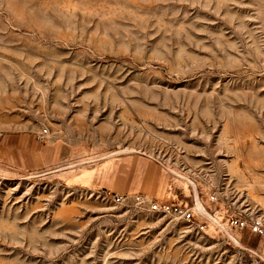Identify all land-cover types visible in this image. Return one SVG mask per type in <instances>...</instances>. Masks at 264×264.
<instances>
[{"label":"rangeland","instance_id":"374dc122","mask_svg":"<svg viewBox=\"0 0 264 264\" xmlns=\"http://www.w3.org/2000/svg\"><path fill=\"white\" fill-rule=\"evenodd\" d=\"M36 128L48 165L0 153V264H264L226 224L264 223V0H0V143Z\"/></svg>","mask_w":264,"mask_h":264},{"label":"crops","instance_id":"0c3cea01","mask_svg":"<svg viewBox=\"0 0 264 264\" xmlns=\"http://www.w3.org/2000/svg\"><path fill=\"white\" fill-rule=\"evenodd\" d=\"M40 129L21 131L3 139L0 143V153H9L12 162H19L25 170H37L50 163V140L46 143L38 139ZM48 137V136H47Z\"/></svg>","mask_w":264,"mask_h":264},{"label":"built area","instance_id":"2783aa9c","mask_svg":"<svg viewBox=\"0 0 264 264\" xmlns=\"http://www.w3.org/2000/svg\"><path fill=\"white\" fill-rule=\"evenodd\" d=\"M48 135V129L42 128L37 134V137L39 140L46 139ZM109 192H107L108 194ZM115 198H124L122 194L113 195ZM135 199L138 200L141 203H144L145 200L148 201L149 208L153 211H160L163 213H178L179 216L187 221H193L195 220V214L194 209L191 206L180 204H174V203H167V202H160L157 200L149 201L145 199L141 195H136ZM218 199V194L216 192H208L206 194V200L212 203H216ZM203 211L199 212L201 214ZM226 224L229 228L234 229H243L246 228L250 232L255 233L259 235L264 240V223L260 219H247L246 217H243L241 215H238L237 213L231 214ZM199 226L200 229H203L205 227L204 224H196Z\"/></svg>","mask_w":264,"mask_h":264}]
</instances>
